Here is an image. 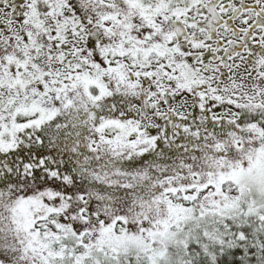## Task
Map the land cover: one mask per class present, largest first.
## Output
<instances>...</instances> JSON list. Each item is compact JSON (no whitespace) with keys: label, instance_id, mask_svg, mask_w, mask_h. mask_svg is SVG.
Masks as SVG:
<instances>
[{"label":"snow or ice","instance_id":"snow-or-ice-1","mask_svg":"<svg viewBox=\"0 0 264 264\" xmlns=\"http://www.w3.org/2000/svg\"><path fill=\"white\" fill-rule=\"evenodd\" d=\"M0 264H264V0H0Z\"/></svg>","mask_w":264,"mask_h":264}]
</instances>
